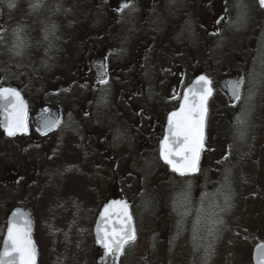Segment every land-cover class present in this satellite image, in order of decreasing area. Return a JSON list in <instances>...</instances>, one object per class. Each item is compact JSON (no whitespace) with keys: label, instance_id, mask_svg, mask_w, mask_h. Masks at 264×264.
Listing matches in <instances>:
<instances>
[{"label":"rangeland","instance_id":"374dc122","mask_svg":"<svg viewBox=\"0 0 264 264\" xmlns=\"http://www.w3.org/2000/svg\"><path fill=\"white\" fill-rule=\"evenodd\" d=\"M106 3L13 0V7L3 6L4 18L8 16L11 23L0 30V58L9 57L13 66L21 62L27 70L37 55L29 51L23 35L48 37L58 48L59 42L87 28H104L100 14L112 10ZM130 5L117 12L122 17L119 22L133 23L130 36L141 22H149L162 32L171 53L181 52L185 79L201 70L215 81L209 132L216 137V149L213 161L198 175L166 174L155 159L139 156L124 170L131 176L128 187L123 185L125 180L119 181L120 190L132 204L136 240L115 264H253V247L264 239V13L257 11L256 0H132ZM21 40L22 54L17 55ZM151 47L157 50L159 44ZM59 57H55L56 73L64 70L65 61ZM186 62L192 63V69ZM240 76L246 81L241 99L234 102L223 88L228 82L220 81H238ZM42 87L38 90L34 82L23 84L29 100ZM76 90H61L48 98L69 106L67 98ZM238 118L246 123H239ZM59 181L42 188L36 200L26 199L33 216L37 264H103L93 234L102 196L75 193L73 187L79 180ZM58 187L60 192H56ZM53 195H57L53 202L47 203ZM216 220L222 223L214 224ZM3 229L0 226L1 235Z\"/></svg>","mask_w":264,"mask_h":264},{"label":"flooded vegetation","instance_id":"af4514ba","mask_svg":"<svg viewBox=\"0 0 264 264\" xmlns=\"http://www.w3.org/2000/svg\"><path fill=\"white\" fill-rule=\"evenodd\" d=\"M11 2L13 0H0L1 31L11 23L8 16L4 18L3 8ZM125 2L108 0L106 6L112 10L100 14L104 28H87L65 43L59 42L58 48L48 37L23 35L31 46L29 51L37 55L36 61L33 59L25 70L29 75L21 62L13 66L9 64V57L0 58V87L16 88L21 93L27 105L28 124L26 133L18 132L15 136H8L0 127V226L4 228L0 246L11 211L26 209L33 221L26 199L36 200L42 188L56 181L79 180L80 183L73 187L75 193L102 196L98 214L102 205L114 197L127 200L132 208L131 201L120 190L119 181L123 179V185L129 186L131 175L124 170L134 165L138 156L141 159L152 157L166 174L182 177L161 161L160 141L167 116L179 106L185 87L196 76L206 74L198 70L192 78L185 79L182 69L185 60L181 52L171 53L169 44L160 36L162 32L153 29L149 22H141L138 31L130 36L133 23L129 20L119 22L122 17L117 14ZM257 11L264 13L260 7ZM151 44H159L158 49ZM120 45L127 48L122 49ZM117 47L119 53L115 51ZM13 49L9 47L10 54ZM56 56L65 61L63 72L55 71ZM186 64L192 69V63ZM101 76L107 80L106 84L99 82ZM206 77L215 82L208 75ZM244 80L241 77L238 81ZM24 82H34L38 90L43 86L41 92L29 100L23 90ZM73 88L77 90L68 96L69 106L48 98V94L56 95L61 90L70 92ZM209 108L208 102L205 147L196 175L213 161L216 149V137L209 132ZM1 114L0 110V121L5 115ZM42 117L58 120L59 124L45 132ZM56 192H60L59 187ZM56 196L48 197L47 203ZM101 260L103 264H115L111 257Z\"/></svg>","mask_w":264,"mask_h":264},{"label":"snow or ice","instance_id":"6c2138e0","mask_svg":"<svg viewBox=\"0 0 264 264\" xmlns=\"http://www.w3.org/2000/svg\"><path fill=\"white\" fill-rule=\"evenodd\" d=\"M258 4L264 9V0H258ZM12 6L9 4V7ZM129 7L131 5L126 0L118 10L122 12ZM22 46L21 40L17 45V55L22 54ZM99 82L106 84L107 80L101 76ZM241 83L242 81L232 83V95L236 100L241 99ZM211 84L212 81L209 78L201 75L188 87L183 95V103L179 111L169 115L168 133L160 141L161 160L182 177L200 171L201 152L205 147L206 104L213 93ZM0 110L5 114L4 119L0 121V127L5 129L8 136L27 132V105L16 88L0 87ZM238 121L241 124L246 123V119L238 118ZM58 124V120L42 117V129L45 132L52 130ZM239 136L241 139L244 137L243 130L239 132ZM227 158L226 155L224 159ZM190 187L189 184V189ZM187 199L185 195L184 200L187 201ZM225 205L229 206L228 198L225 199ZM113 207L120 209L121 220L113 222L109 229L106 225L111 220L110 209ZM213 223L221 224L222 220H216ZM211 232L212 229H209L210 234ZM135 240L136 232L127 202L112 201L104 208L97 227V243L104 249V255L118 261L126 247ZM193 240H196L195 235ZM257 253V264H264V245L258 247ZM0 264H37V247L32 238L31 220L21 210H17L8 222L7 238L4 241L3 250L0 251Z\"/></svg>","mask_w":264,"mask_h":264},{"label":"water","instance_id":"95a60500","mask_svg":"<svg viewBox=\"0 0 264 264\" xmlns=\"http://www.w3.org/2000/svg\"><path fill=\"white\" fill-rule=\"evenodd\" d=\"M257 1H258V0H257ZM199 76H201V75L196 76V77L192 80V82H190L189 85H187V87H186V88L184 89V91H183V94H182V97H181V100H180L179 106L177 107V109L173 110L172 112H174V111H179L180 106H181V104L183 103V95H184V93L187 91L188 87L191 86V85L193 84V82H194ZM203 76H204V75H203ZM232 83H233V82H228V83H227V85H226V91H227V94H228L229 98H230L232 101H238V100H236V99L233 97V95H232ZM241 85H242V83H241ZM211 87H212V86H211ZM240 93H241V86H240ZM210 97H211V96H210ZM210 97L208 98V100L210 99ZM208 100H207V103H208ZM206 108H207V104H206ZM172 112H170V113L168 114V116H167V119H166V125H165V131H164V136L168 133V117H169V115H170ZM1 113L3 114V111H2V110H1ZM2 114H1V116H3ZM206 116H207V113H206ZM205 121H206V118H205ZM204 131H205V129H204ZM164 136H163V138H164ZM163 138H162V139H163ZM159 154H160V150H159ZM168 167L170 168V166H168ZM170 169H171V168H170ZM176 174H177V173H176ZM112 201H126V200L121 199V198H118V197L110 198L106 203H104V205H102V207H101V209H100V211H99V213H98V215H97V217H96V220H95L94 226H93V234H94L95 242H96L98 248L101 250V252H102V257H103V258H106V256L104 255V249L102 248V246H100V245L97 243V227H98V222H99L100 219H101V215H102V213H103V211H104V208H105L107 205L111 204ZM126 202H127V201H126ZM127 204H128V202H127ZM17 210H21L26 216H28V217L30 218V220H31V226H32V233H33V222H32V218H31V213H30L28 210H26V209H23V208H16V209H14L13 211H11V213H10L9 216H8V222L10 221V219H11L12 216H13V214H14ZM128 210H129V212H130L129 204H128ZM119 212H120V209H118V208H116V207H113L112 209H110L111 220H110V221L108 222V224L106 225L109 229L112 227L113 222H117V221L121 220V217L119 216ZM130 214H131V212H130ZM131 216H132V215H131ZM8 222H7V227H8ZM132 222H133V218H132ZM133 226H134V225H133ZM6 238H7V228H6L5 233H4V235H3V238H2V243H1L0 251L3 250L4 241L6 240ZM32 238H33V236H32ZM260 245H264V241H263V242L256 243L255 246L253 247V250H252V261H253L254 264H257V255H258V253H257V249H258V247H259ZM111 258H112V257H111ZM112 259H113V258H112Z\"/></svg>","mask_w":264,"mask_h":264},{"label":"bare ground","instance_id":"6f19581e","mask_svg":"<svg viewBox=\"0 0 264 264\" xmlns=\"http://www.w3.org/2000/svg\"><path fill=\"white\" fill-rule=\"evenodd\" d=\"M54 198H51V202H53Z\"/></svg>","mask_w":264,"mask_h":264}]
</instances>
